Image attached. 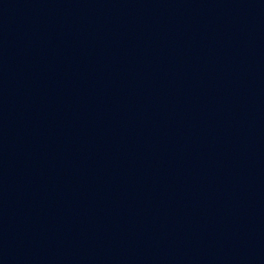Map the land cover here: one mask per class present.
<instances>
[{
    "label": "water",
    "instance_id": "obj_1",
    "mask_svg": "<svg viewBox=\"0 0 264 264\" xmlns=\"http://www.w3.org/2000/svg\"><path fill=\"white\" fill-rule=\"evenodd\" d=\"M0 264H264V0H0Z\"/></svg>",
    "mask_w": 264,
    "mask_h": 264
}]
</instances>
